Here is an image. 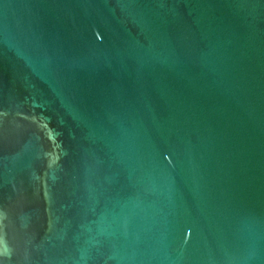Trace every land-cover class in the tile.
I'll return each mask as SVG.
<instances>
[{"label": "water", "instance_id": "95a60500", "mask_svg": "<svg viewBox=\"0 0 264 264\" xmlns=\"http://www.w3.org/2000/svg\"><path fill=\"white\" fill-rule=\"evenodd\" d=\"M0 264H264V0H0Z\"/></svg>", "mask_w": 264, "mask_h": 264}]
</instances>
